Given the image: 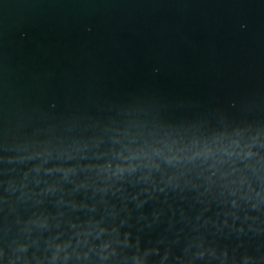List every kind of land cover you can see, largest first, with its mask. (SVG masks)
<instances>
[{"label":"water","instance_id":"water-1","mask_svg":"<svg viewBox=\"0 0 264 264\" xmlns=\"http://www.w3.org/2000/svg\"><path fill=\"white\" fill-rule=\"evenodd\" d=\"M0 264H264V0H0Z\"/></svg>","mask_w":264,"mask_h":264}]
</instances>
